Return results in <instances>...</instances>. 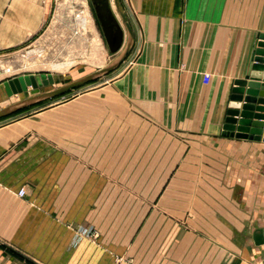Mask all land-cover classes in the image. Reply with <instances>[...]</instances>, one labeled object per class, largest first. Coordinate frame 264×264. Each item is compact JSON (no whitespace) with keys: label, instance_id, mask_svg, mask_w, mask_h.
I'll list each match as a JSON object with an SVG mask.
<instances>
[{"label":"crops","instance_id":"obj_1","mask_svg":"<svg viewBox=\"0 0 264 264\" xmlns=\"http://www.w3.org/2000/svg\"><path fill=\"white\" fill-rule=\"evenodd\" d=\"M48 1L0 0V55L39 30ZM111 3L125 46L130 36ZM120 3L137 58L127 83L37 107L42 100L25 103L35 88L8 96L14 77L0 82V103L14 102L0 110L25 103L0 117V264H264V240L255 239L264 231V136L224 134L235 81L248 75L262 41L264 0ZM124 84L128 124L141 108L149 132L175 139L181 153L185 141L201 147L218 176L125 193L123 185L156 181L114 177L121 138L125 152H136V130H120L109 96Z\"/></svg>","mask_w":264,"mask_h":264},{"label":"rangeland","instance_id":"obj_2","mask_svg":"<svg viewBox=\"0 0 264 264\" xmlns=\"http://www.w3.org/2000/svg\"><path fill=\"white\" fill-rule=\"evenodd\" d=\"M40 15L39 30L20 47L0 55V82L23 74H52L55 78L54 84L31 91L32 94H41L106 67L120 56L121 50L117 53L110 51L91 0H49L45 9L40 8ZM129 55L130 52L111 73L61 96L42 100L35 106L44 107L65 101H78L81 93L89 89L99 88L117 78H125L127 70L137 60ZM138 78L140 80V76ZM124 80L125 83L128 82L126 78ZM204 81L206 83L209 81L208 75H204ZM123 88L115 90L116 94L109 96L118 99L116 104L121 119L120 130L122 132L133 128L136 130L134 144L136 152L124 151L127 139L122 137L119 168L114 171V177H119L121 181L128 179L156 181V185H123L121 188L125 193H144L151 190V193L158 194L162 188L160 182L166 179L181 178L189 183L194 178L218 176L217 171L207 167L210 156L203 152L201 147H191L185 141L181 153L175 139L162 138L159 132L154 135L153 130L149 132L151 127L145 122L141 108L137 109L135 120L128 124L126 106H123L127 103V85L124 84ZM12 101V99L3 101L0 107L14 103ZM154 126L159 125L154 123ZM145 133L151 135L145 137ZM110 175L111 171L106 170L105 176Z\"/></svg>","mask_w":264,"mask_h":264},{"label":"water","instance_id":"obj_3","mask_svg":"<svg viewBox=\"0 0 264 264\" xmlns=\"http://www.w3.org/2000/svg\"><path fill=\"white\" fill-rule=\"evenodd\" d=\"M91 1L110 51L112 53L119 52L124 46L125 31L113 11L111 0ZM114 3L131 40L133 33L120 0H114ZM260 38L262 41L259 42L258 48L255 50L254 62L251 65L250 72L245 78L236 79L235 81L236 86L232 90V102L229 104L224 134L228 133L238 138L251 139H261L262 135L264 136V75L262 73L264 71V33L260 35ZM130 40L122 49L120 56L110 65L69 81L56 89L38 94L25 103L63 95L111 73L127 58L132 46ZM262 79L263 82H261ZM54 83L55 78L52 74H30L17 76L5 82V88L7 95L11 96L27 91L30 86L37 89ZM242 101H244L243 105H241ZM25 103L0 110V117L11 113ZM239 116L240 118H238ZM255 239L257 243H262L264 231H259L255 235Z\"/></svg>","mask_w":264,"mask_h":264},{"label":"built area","instance_id":"obj_4","mask_svg":"<svg viewBox=\"0 0 264 264\" xmlns=\"http://www.w3.org/2000/svg\"><path fill=\"white\" fill-rule=\"evenodd\" d=\"M25 193H26L25 188H21V189H19V191H18V195H19L20 197H23V196L25 195Z\"/></svg>","mask_w":264,"mask_h":264},{"label":"flooded vegetation","instance_id":"obj_5","mask_svg":"<svg viewBox=\"0 0 264 264\" xmlns=\"http://www.w3.org/2000/svg\"><path fill=\"white\" fill-rule=\"evenodd\" d=\"M93 4V3H92ZM93 7H94V5H93ZM94 10H95V8H94ZM96 13V12H95ZM97 16V15H96ZM98 19V18H97ZM98 22H99V19H98ZM99 25H100V22H99ZM100 27H101V25H100ZM102 30V29H101ZM103 33V32H102Z\"/></svg>","mask_w":264,"mask_h":264},{"label":"bare ground","instance_id":"obj_6","mask_svg":"<svg viewBox=\"0 0 264 264\" xmlns=\"http://www.w3.org/2000/svg\"><path fill=\"white\" fill-rule=\"evenodd\" d=\"M56 67H59V65H56Z\"/></svg>","mask_w":264,"mask_h":264}]
</instances>
